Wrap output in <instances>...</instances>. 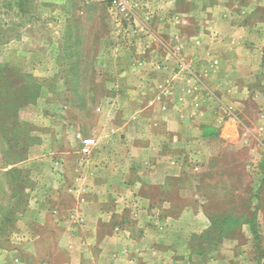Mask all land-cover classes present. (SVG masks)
Listing matches in <instances>:
<instances>
[{
	"label": "rangeland",
	"instance_id": "1",
	"mask_svg": "<svg viewBox=\"0 0 264 264\" xmlns=\"http://www.w3.org/2000/svg\"><path fill=\"white\" fill-rule=\"evenodd\" d=\"M207 6L231 7L217 0H0V264H264V66L251 83L262 96L230 91L213 98L211 110L217 99L224 105L207 118L232 103L246 143L199 153L197 172L193 157L186 159L160 199L151 186L130 190L140 179L137 160L155 159L141 149L157 148L152 140L165 135V124L193 121L190 83L182 79L175 96L164 93L161 78L193 75V28ZM145 84L144 95L133 93ZM131 109L136 124L113 130L131 120ZM170 132L181 143L198 138L191 127ZM82 138L96 140L89 155ZM140 138L152 145L144 148ZM148 162L144 177L157 185L163 180L151 172L160 165ZM196 212L203 214L195 220ZM253 217L257 237L245 223Z\"/></svg>",
	"mask_w": 264,
	"mask_h": 264
},
{
	"label": "crops",
	"instance_id": "2",
	"mask_svg": "<svg viewBox=\"0 0 264 264\" xmlns=\"http://www.w3.org/2000/svg\"><path fill=\"white\" fill-rule=\"evenodd\" d=\"M194 1L199 2L203 0ZM217 1L219 3L220 1H224L228 5H231V7H227L223 10H219L218 7H215L214 9L209 10V6H207L205 15L203 16L204 21H202L199 26L196 25L195 27L197 28H193V75L191 74V76L182 77L184 75H182L180 71H175L171 80H166L165 77L161 78V81H165L162 85L164 93L166 89H168L166 94L170 93V89H174V93L176 92L175 96L178 95L176 87L182 86V79L190 83L189 86L184 88L186 93L189 95L193 94V115H191L193 121H191L190 116H188L189 121L186 126L181 125L180 121H178L176 125L171 126L170 123L167 125L165 124L167 122L166 119L162 120L166 129L165 135L158 137L157 140H152L153 143L157 145V148H146V146H151L152 143L147 144L144 141V138H140L145 145L144 148H146L141 149L142 152L148 153L149 155L153 153L155 159L151 160V156L146 158V155L143 154V156L137 160L138 164H136L137 167L134 169V172H136L140 179L133 184V187L130 188L131 191H134L135 189L133 190V188L136 187L139 189V192L143 190L150 191L149 188L146 189L145 187L151 186V188H154L153 191H157V197L160 199L161 194L168 190L170 184L169 180L179 179L182 176L181 166L186 159L193 157V164H195V161L200 157L199 153H203L201 155L207 156L208 149L212 148L213 152H215L226 146H237L239 143H246L245 139H242L243 135L241 136L239 134L240 122L238 117L234 115L235 110L230 106L232 103L225 104L227 106H223V110L219 108L221 116L216 117V119H214L213 115L211 119L208 120L207 118L210 117L208 114H214L218 106L223 104L222 99H217L219 100L217 108L211 110L210 107L214 105L212 102L214 100L213 98H218V96H221V98L231 97L230 91L237 92V94L239 92L241 95L238 98L247 95L253 97L255 93L256 98L263 95L262 92L257 93L255 86L251 83L253 81L257 82L258 78L261 79V77L258 76V73L262 72L264 66V0ZM209 18L211 19L209 20ZM157 45L163 44L158 42ZM176 60L179 62L181 61L179 58ZM139 62L137 63L136 60H133V63L137 66H139ZM143 63L144 62H142L141 65L145 66ZM197 66H199V69ZM214 66H218V70L217 72L212 73L211 69H213ZM220 66H222V70H220ZM223 66H228L226 72L223 70ZM238 66L243 67H240L239 69ZM127 70L131 72L133 69L130 67ZM125 72L127 73V71ZM240 74H242V76H239ZM212 81H216V85H213ZM146 88V84L143 87H137V85H134L133 93L135 92L136 95L140 97V95H144ZM163 88H161L162 91ZM173 102L175 105H181V102L178 99H174ZM206 103L208 104V107L205 106ZM137 111V113H139V110ZM174 111H176L174 113H178L175 114L176 118L177 116H184L182 114L180 115L182 112L177 110ZM223 111L230 115L225 117L222 115ZM134 112L135 111L131 109L129 112L131 120H128L123 126L116 125L113 130L121 129V132H123L125 128H130V124L131 127L135 125L137 121L132 120L135 117L133 114ZM199 119L202 121H199ZM99 124L101 125L102 123L100 122ZM179 127H181V130H187L190 127L193 128V136L197 135L198 138L193 140V138L190 137L189 142L181 143L180 134H171L174 132H170ZM115 133L118 132L115 131ZM130 134L132 133L130 132ZM131 137L133 144H135L138 138ZM205 142H207L206 144H210L211 147L205 149L206 151L204 152H199V150L203 148L202 146ZM192 143L193 145H191ZM187 144H189V147L193 150L192 152L186 147ZM163 145L173 146V151H166L164 150V147H158ZM194 145H196L197 148L194 149ZM147 159L153 162L158 161V164L160 165L157 169H154L151 172V175L155 173L158 179L163 180L162 182H158L157 185L154 184V179L144 177L145 173L143 170H145L146 165L149 163ZM31 160L32 159H30V161ZM26 162L27 160L24 161L23 164ZM195 166L193 172L199 171L197 164H195ZM121 173L126 174L125 171ZM193 190L197 191L194 187ZM154 199L152 201H154ZM148 204L153 205L152 202H148ZM202 214L203 213L201 212H196L194 214V219L196 220ZM207 223H209V220ZM245 223L249 224L248 222ZM73 256L75 257L76 254Z\"/></svg>",
	"mask_w": 264,
	"mask_h": 264
},
{
	"label": "built area",
	"instance_id": "3",
	"mask_svg": "<svg viewBox=\"0 0 264 264\" xmlns=\"http://www.w3.org/2000/svg\"><path fill=\"white\" fill-rule=\"evenodd\" d=\"M96 146V140L92 138H82L81 147L84 155H89L92 149Z\"/></svg>",
	"mask_w": 264,
	"mask_h": 264
},
{
	"label": "trees",
	"instance_id": "4",
	"mask_svg": "<svg viewBox=\"0 0 264 264\" xmlns=\"http://www.w3.org/2000/svg\"><path fill=\"white\" fill-rule=\"evenodd\" d=\"M248 223H249L248 225H250V227H251V230H252L253 234H255V236L257 237V230H256V224L257 223H256V218L253 217V219L250 220Z\"/></svg>",
	"mask_w": 264,
	"mask_h": 264
}]
</instances>
